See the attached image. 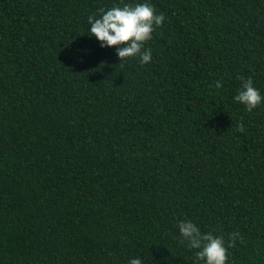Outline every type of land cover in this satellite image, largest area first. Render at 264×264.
I'll list each match as a JSON object with an SVG mask.
<instances>
[{"label":"trees","instance_id":"obj_1","mask_svg":"<svg viewBox=\"0 0 264 264\" xmlns=\"http://www.w3.org/2000/svg\"><path fill=\"white\" fill-rule=\"evenodd\" d=\"M120 2L0 0V264H192L181 219L264 264V0H150L144 65L87 35Z\"/></svg>","mask_w":264,"mask_h":264},{"label":"clouds","instance_id":"obj_2","mask_svg":"<svg viewBox=\"0 0 264 264\" xmlns=\"http://www.w3.org/2000/svg\"><path fill=\"white\" fill-rule=\"evenodd\" d=\"M165 16L156 12L150 0H121L111 7L100 8L87 17V35L95 38L100 48H114L120 63L136 59L144 65L151 62L152 52L145 47L155 28L162 25ZM240 87L232 97L234 103L251 112L264 103V95L253 85L251 78L241 77ZM222 80L214 87L220 89ZM179 242L194 251L192 264H228V247L222 235L202 232L191 219L177 221ZM236 236L235 233L232 234ZM127 264H144L140 257L129 258Z\"/></svg>","mask_w":264,"mask_h":264}]
</instances>
